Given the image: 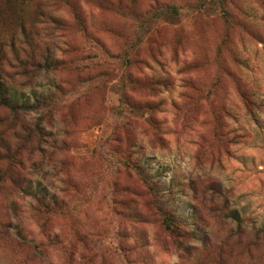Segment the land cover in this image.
I'll list each match as a JSON object with an SVG mask.
<instances>
[{"label":"rangeland","instance_id":"obj_1","mask_svg":"<svg viewBox=\"0 0 264 264\" xmlns=\"http://www.w3.org/2000/svg\"><path fill=\"white\" fill-rule=\"evenodd\" d=\"M0 44V264H264V0H0Z\"/></svg>","mask_w":264,"mask_h":264},{"label":"trees","instance_id":"obj_2","mask_svg":"<svg viewBox=\"0 0 264 264\" xmlns=\"http://www.w3.org/2000/svg\"><path fill=\"white\" fill-rule=\"evenodd\" d=\"M21 36H22L24 42H28V40L30 39L28 36V32L25 31L24 28H22ZM0 46H1V44H0ZM8 47L10 48V50H12V52H11V55L13 56L12 59H14V61L19 62V65H24L25 64L24 59L22 57H19L18 53H17L18 50H20V51L22 50L21 46L18 48L15 46V38L14 37L11 38V40L8 44ZM27 58L30 59L31 58L30 55ZM0 103L5 105L6 107H8L9 109H11L13 111H16L19 109L28 110V109L32 108L31 105H27L26 103L16 104L13 101H10V99L7 97L6 90L4 89V87L1 84H0ZM34 108H37V106H34Z\"/></svg>","mask_w":264,"mask_h":264}]
</instances>
